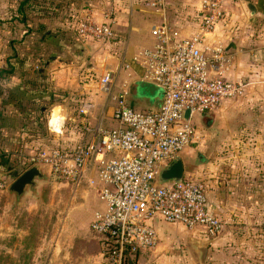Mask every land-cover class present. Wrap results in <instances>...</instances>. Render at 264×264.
Masks as SVG:
<instances>
[{
  "label": "crops",
  "instance_id": "1",
  "mask_svg": "<svg viewBox=\"0 0 264 264\" xmlns=\"http://www.w3.org/2000/svg\"><path fill=\"white\" fill-rule=\"evenodd\" d=\"M39 2L42 3L41 0H35L34 6ZM43 2L44 14L37 20L32 35L41 49L33 55L32 50L28 55H20L16 49H12L13 42L10 41L12 55L0 65V179L9 187L30 169L28 156L56 145L76 146L85 138V126L101 125L105 129L116 126L111 119L115 105L113 96L117 97L122 93L128 96L136 92L135 84L142 82V70L135 58L140 52L155 47L156 39L152 32L156 28L166 24L177 41L191 39L199 33L200 28L201 5L198 0H164V11L157 6V0ZM223 10L228 15L227 25H219L207 44L223 45L233 58L231 67L224 73L225 78L245 86L247 80L264 74V52L261 51L264 49V0H226ZM14 12L18 14L17 9ZM87 14L97 23L108 22L105 17L109 16L113 38L99 42L78 37L74 23ZM15 21L22 23L20 16ZM5 50L7 52L6 47ZM15 57L34 59L30 58L26 61L27 64H21L20 67L19 62H13ZM8 61L14 70L6 75L4 71L10 72ZM36 72L41 79L34 77ZM106 74L111 75L112 92L109 96L100 89V80ZM129 104L137 110L148 109L133 102ZM224 105L214 115L195 117L194 125L204 140L201 144L186 149L180 157L184 164L185 180L206 182L207 208L222 220H234L238 207L233 203L236 197L233 185L229 186L232 182L221 166L204 159V153L211 151L216 135L221 137V130H226L229 125L227 122L231 108ZM56 108L62 110L64 117L58 134L51 133L47 124L49 114L51 116ZM41 171L48 181L55 179L47 169L41 168ZM96 178V172L89 168L81 186L70 187L74 192L80 187H89L97 195L96 189L90 185ZM48 181L37 182L35 191L28 190L20 201L37 194L41 184ZM3 193L18 202L7 191L1 192L0 197ZM102 204L96 213L105 209L103 202ZM165 226L164 223L156 224L159 245L155 250L143 254L153 253L160 248ZM191 232L196 236L187 240L192 248L194 241H208L200 239L205 238L198 231ZM96 237L100 241L97 235ZM227 247L235 248L232 243L223 239L211 243L205 264H224L228 259L233 263L234 257L223 255ZM194 252L198 255L195 249Z\"/></svg>",
  "mask_w": 264,
  "mask_h": 264
},
{
  "label": "built area",
  "instance_id": "2",
  "mask_svg": "<svg viewBox=\"0 0 264 264\" xmlns=\"http://www.w3.org/2000/svg\"><path fill=\"white\" fill-rule=\"evenodd\" d=\"M198 1L201 21L196 36L177 41L163 24L152 32L155 47L135 58L142 70V82L164 94L159 111L133 108L126 93L113 96L114 128L85 126V138L76 146L56 145L28 156L29 168L47 169L52 178L73 186L82 182L89 168L96 172L97 178L90 185L105 209L95 214L91 231L100 238L102 257L109 264H126L141 253L155 250L160 242L157 223L198 231L207 240H215L223 232V221L207 208L205 181L158 182L162 169L204 140L194 125L195 117L214 115L245 93L244 85L224 76L232 56L222 44H207L219 25H227L228 15L223 10L226 0ZM157 4L164 11V0H157ZM105 18L108 22L97 23L87 14L76 20L78 37L111 40V18ZM100 89L111 95L110 74L101 78ZM8 188L0 179V193Z\"/></svg>",
  "mask_w": 264,
  "mask_h": 264
},
{
  "label": "rangeland",
  "instance_id": "3",
  "mask_svg": "<svg viewBox=\"0 0 264 264\" xmlns=\"http://www.w3.org/2000/svg\"><path fill=\"white\" fill-rule=\"evenodd\" d=\"M41 1L26 9L28 22L23 25L15 21L19 0H0V65L12 55L10 41L20 55L31 50L33 55L41 49L32 35L44 14L43 1L53 0ZM30 58L15 57L13 62L21 67ZM34 77L41 79L37 72ZM224 106L231 108L229 125L225 134L221 130L223 135H216L204 159L221 166L229 176L238 208L234 220L219 217L224 228L215 240L235 246L223 251L224 256L234 257L233 263L228 259L224 264H264V74L247 80L244 96ZM95 193L89 187L74 192L64 181L51 179L24 201L15 202L1 194L0 264H109L90 229L103 205ZM165 227L160 248L141 253L131 264H200L187 242L196 236L180 225Z\"/></svg>",
  "mask_w": 264,
  "mask_h": 264
},
{
  "label": "water",
  "instance_id": "4",
  "mask_svg": "<svg viewBox=\"0 0 264 264\" xmlns=\"http://www.w3.org/2000/svg\"><path fill=\"white\" fill-rule=\"evenodd\" d=\"M251 8V6H250ZM136 92L127 96L128 102L148 109L159 111L163 102V92L150 84L139 82L135 84ZM189 112L184 114L185 120L188 119ZM46 175L41 171V167L34 166L24 172L7 190L8 194L13 195L19 202L24 194L30 190L35 191L37 182L48 181ZM185 180L184 164L181 157H177L167 167L162 169L158 176L160 185L179 184ZM214 240H208L205 243L192 242L193 248L199 255V263L205 264L208 249Z\"/></svg>",
  "mask_w": 264,
  "mask_h": 264
},
{
  "label": "trees",
  "instance_id": "5",
  "mask_svg": "<svg viewBox=\"0 0 264 264\" xmlns=\"http://www.w3.org/2000/svg\"><path fill=\"white\" fill-rule=\"evenodd\" d=\"M33 3H34V0H21V1H19V3H18V7H17V13L19 14V16H20V18H21V21H22V23H25V24H27V15H26V9H29V8H33ZM33 5V6H32ZM7 66H8V68H10V72L9 73H6L5 71H4V73L7 75V74H11L12 72H13V70H14V68H13V66L12 65H10L9 64V61L7 62ZM4 73H3V75H4ZM137 259V258H136ZM135 259V260H136ZM134 261H127V263L126 264H131V263H133Z\"/></svg>",
  "mask_w": 264,
  "mask_h": 264
},
{
  "label": "clouds",
  "instance_id": "6",
  "mask_svg": "<svg viewBox=\"0 0 264 264\" xmlns=\"http://www.w3.org/2000/svg\"><path fill=\"white\" fill-rule=\"evenodd\" d=\"M63 119L62 110L60 108L54 109L49 119V130L53 133H60Z\"/></svg>",
  "mask_w": 264,
  "mask_h": 264
}]
</instances>
